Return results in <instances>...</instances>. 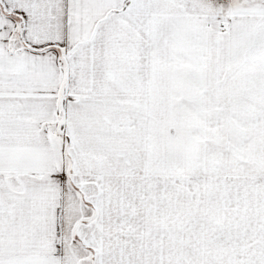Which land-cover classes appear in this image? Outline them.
Returning a JSON list of instances; mask_svg holds the SVG:
<instances>
[{
  "label": "snow or ice",
  "instance_id": "6c2138e0",
  "mask_svg": "<svg viewBox=\"0 0 264 264\" xmlns=\"http://www.w3.org/2000/svg\"><path fill=\"white\" fill-rule=\"evenodd\" d=\"M0 264H264V0H0Z\"/></svg>",
  "mask_w": 264,
  "mask_h": 264
}]
</instances>
